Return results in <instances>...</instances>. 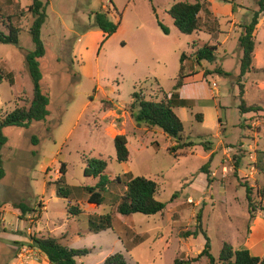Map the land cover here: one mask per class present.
I'll use <instances>...</instances> for the list:
<instances>
[{"label": "rangeland", "instance_id": "rangeland-1", "mask_svg": "<svg viewBox=\"0 0 264 264\" xmlns=\"http://www.w3.org/2000/svg\"><path fill=\"white\" fill-rule=\"evenodd\" d=\"M41 2L47 6L41 31L46 50L40 60L41 89L49 96V117L27 129L3 130L8 143L1 151L6 175L0 182L4 217L0 264H50L31 247V236L51 237L71 249H90L92 253L77 259V264H104L116 253L127 264L184 262L195 258L205 243L201 235L185 237L196 229L198 213L215 259L224 243L264 257V173L256 167H264V117L262 113L242 115L238 91V38L258 11V0H235L241 8L234 12L220 0ZM176 2H206L210 13L199 15L200 32L183 35L173 25L167 9ZM29 5L28 0H0V17L5 23L10 16L22 30L19 48L23 49L0 45V66L16 80L12 87L0 85V118L16 108H28L32 98V83L24 66V51L34 49L27 32L33 21ZM153 8L168 35L157 26ZM99 12L108 13L115 23L120 21L117 33L103 44V35L94 26V15ZM204 45L217 48L216 60L198 67L190 55ZM182 54L184 74L192 76V93L199 100L175 112L184 126L185 143L195 146L169 154L174 142L157 128L137 125L129 105L133 92L157 101L161 89L170 93ZM252 66L240 80L242 99L248 106H264L263 15L255 31ZM218 69L228 75L203 77L204 71ZM196 73L200 74L193 76ZM103 101L111 102L115 109L102 111ZM116 135L127 138L126 163L116 161ZM202 145L209 150L204 151ZM211 154L208 183L201 168ZM91 159L107 162L105 175L110 180L122 179L109 188L102 206L89 204L84 191L97 182L92 175L85 176ZM61 163L66 164L64 178L72 189L70 199L58 198L52 184L60 176ZM126 173L157 183V199L166 204L162 213L117 214L116 201L124 193ZM245 187L250 189V201ZM20 205L36 212L22 215ZM71 208L80 214L70 215ZM106 214L112 216L114 232H90L88 218ZM192 264H206V259Z\"/></svg>", "mask_w": 264, "mask_h": 264}, {"label": "trees", "instance_id": "trees-1", "mask_svg": "<svg viewBox=\"0 0 264 264\" xmlns=\"http://www.w3.org/2000/svg\"><path fill=\"white\" fill-rule=\"evenodd\" d=\"M28 1H30V5L28 6L27 11L31 14L33 21L27 32L31 36L34 49L32 51H24V66L31 79L32 98L28 108H16L12 113L6 114L0 118V182L6 175L3 167L1 151L8 143V139L4 135L3 130L10 127L27 129L32 123L43 122L49 117V96L41 89L42 73L40 70V60L43 59L46 54L45 46L41 39V31L47 19V6L43 4L41 0ZM220 1L230 4L232 6V12H234L237 7L241 8V6L235 3V0ZM109 3L112 4L111 1H109ZM205 4L206 2H176L170 6L167 10V14L172 19L173 25L181 34L190 36L200 32L199 15L202 12L206 14L210 13L209 10H206ZM257 5L258 11L253 12L250 22L242 27L243 31L238 38V47L241 51L238 75V91L240 96L239 111L242 115L262 113L264 117V106H248L245 100L242 99L244 88L240 83V80L253 69L252 63L255 49V31L260 16H264V0H258ZM153 14L157 26L165 35H168L167 28H165L159 20L154 8ZM6 19L7 20L4 23L2 17H0V45H12L18 47L19 50H23L22 48H19V34L22 30L13 24L10 16ZM94 26L102 33L103 44L117 33L120 27V21L115 23L109 19L108 13L99 12L94 15ZM194 45L195 44H193V46ZM216 51L217 48L215 46L204 45L198 47L190 55V58L198 67H201L203 62L208 64L215 62ZM184 59L185 54H182L180 57L179 74L170 93H166L161 89L162 96L161 99L157 101L147 100L142 94L133 92L131 94V104L129 105V114L137 125H146L148 127L157 128L161 130L168 139L174 142V145L168 148L169 154L195 146L192 143H185L186 136L184 126L175 112V109L177 108H189L192 103L189 100L181 99L179 96V91L184 86L185 79L192 77L191 75L184 74ZM212 74L223 76L228 75L223 70L218 69L214 72L204 71L203 77L207 78ZM2 83H7L9 86H13L14 76L0 66V85ZM204 103L208 104L209 102ZM101 109L104 112L113 111L115 106L109 101H103ZM127 144L128 141L125 135H116L113 138L115 156L118 163H126L129 159ZM202 148L204 151L209 150L206 145H202ZM262 156L264 159V150ZM212 158L213 154L210 155L208 162L201 168V173H204L208 183L210 182L208 169ZM87 163L88 166L85 169V176L90 177L92 175L93 178L97 180L94 186L84 188V191L88 194L87 201L91 205L102 206L104 205L105 195L108 194L109 188L112 185L122 183V179L116 177L114 180H110V178L105 175L107 162L104 160L91 159ZM256 167L260 172L264 173V167ZM235 168L237 169V167ZM58 171L60 176L54 183H52L55 186L56 196L62 199H70L72 196V189L65 184L64 178L67 172L66 164L61 163ZM124 178L126 179L124 182V193L116 201L117 214L125 217L134 214L154 216L164 211L166 204L157 199L159 187L156 182L144 177H133L130 173L124 174ZM245 188L246 199L247 201H250V189L248 187ZM18 209L22 215H26L28 212H36V210L29 209L24 205H20ZM1 210L2 204L0 203V233L3 231V212ZM251 211L252 210L250 209V212ZM69 214L77 216L80 214V211L77 208H71ZM197 223L196 229L193 232L186 234L185 237L191 236L197 238L201 235L205 241L202 251L195 258L184 262L175 260L173 264H192L203 258L206 259V264H264V257L253 256L247 249H233L228 243L223 244L218 259H215L211 254L210 240L200 224V213L197 215ZM88 228L89 231L94 234H100L106 231L114 232L112 216L110 214L101 216L92 215L88 218ZM30 239L32 241L31 247L44 255L50 264H77V259L85 258L92 253L90 249L86 248H68L67 246L59 244L56 239L51 237L37 238L31 236ZM118 239L121 243L123 242L121 238ZM104 264H127V262L121 253H116L109 256Z\"/></svg>", "mask_w": 264, "mask_h": 264}, {"label": "crops", "instance_id": "crops-1", "mask_svg": "<svg viewBox=\"0 0 264 264\" xmlns=\"http://www.w3.org/2000/svg\"><path fill=\"white\" fill-rule=\"evenodd\" d=\"M170 8V7H169ZM168 10V9H167ZM232 17V15H230ZM173 22V21H172ZM196 34V33H195ZM7 71V70H6ZM8 73H12V72H9L7 71ZM13 74V73H12ZM200 73H196L194 76H198ZM202 75V74H201ZM14 76V75H13ZM16 83V80H15V77H14V84L13 86L15 85ZM193 85H195L193 82H192V77H188L187 79H185V84L184 86L180 89L179 91V96L181 99H185V100H189L191 102H194L196 99H197V96L192 93V89H193ZM12 87V86H11ZM194 98V99H192ZM199 100V99H197ZM197 102V101H196ZM115 106V105H114ZM116 107V106H115ZM248 115V114H247ZM246 116V115H244ZM2 221H3V225L2 227L4 228V217L2 216ZM30 233L28 232V235ZM14 243L18 244V241H14ZM243 249H247V248H243ZM251 255L255 256L251 250L247 249ZM27 264H34L32 261L31 262H28ZM36 264V263H35ZM38 264V263H37Z\"/></svg>", "mask_w": 264, "mask_h": 264}]
</instances>
